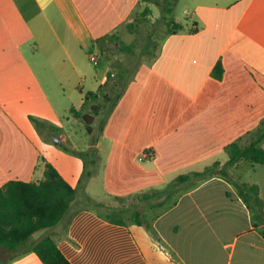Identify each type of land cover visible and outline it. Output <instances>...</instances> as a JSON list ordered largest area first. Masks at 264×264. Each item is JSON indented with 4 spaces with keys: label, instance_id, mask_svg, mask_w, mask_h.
<instances>
[{
    "label": "crops",
    "instance_id": "1",
    "mask_svg": "<svg viewBox=\"0 0 264 264\" xmlns=\"http://www.w3.org/2000/svg\"><path fill=\"white\" fill-rule=\"evenodd\" d=\"M147 7L159 8L143 0H0V188L38 183L50 163L77 189L71 217L34 239L51 236L72 264H264V222L223 176L137 200L142 225L131 213L113 224L84 205L87 196L116 208L117 197L152 194L223 165L225 147L264 118V0H190L191 25L173 19L180 28L141 62L99 136L95 119L94 136L82 141L72 111L110 70L98 40L119 34L130 43L136 33L127 25ZM219 61L221 80L212 75ZM64 147L96 149L91 177L80 183L84 162ZM229 172L264 199V165L241 161ZM0 264L43 263L34 252L0 247Z\"/></svg>",
    "mask_w": 264,
    "mask_h": 264
},
{
    "label": "trees",
    "instance_id": "2",
    "mask_svg": "<svg viewBox=\"0 0 264 264\" xmlns=\"http://www.w3.org/2000/svg\"><path fill=\"white\" fill-rule=\"evenodd\" d=\"M154 3L161 8L166 20L167 31L164 36L176 32L180 25L173 19L168 18L174 11L175 3L178 0H143ZM151 9L147 7L137 23L127 25L131 33L139 34L132 43H126L119 34L107 35L98 40L100 52L110 63V70L106 82L96 92H88L84 97V104L80 111H72L74 118L79 119L86 126L88 134L93 132L95 119L101 115L103 105L98 103L102 97L105 103L110 104L109 112L105 120L110 116L118 102L126 92L129 84L135 79L137 70L141 64L131 68L132 64L140 55L150 60L155 56L158 42L153 37V32H140L141 24L148 20ZM164 38V37H163ZM162 39V38H161ZM212 75L221 80L224 75V68L219 61ZM90 112H85L87 107ZM36 126L41 128L43 123L31 118ZM105 122V121H104ZM102 129V127H101ZM264 141V118L259 125L244 137L227 145L225 154L228 157L226 163L221 165L215 162L203 172H192L181 175L169 183L164 189L156 190L152 194H139L127 198L117 197L116 208H108L110 214L105 218L116 225H123V218L131 213L134 221L142 225V215L137 211V200L145 202L152 197H169L175 187L190 180L202 181L214 176H223L231 180L236 191L253 213L258 222H264V199L261 197L257 185H249L236 181L229 170L241 161H248L253 164L264 165V149L261 143ZM80 157L84 162L83 180L92 176L91 166H95L98 155L95 148L88 151H73L64 147ZM78 191L72 187L50 163L45 164L43 179L38 183H26L11 181L0 188V247L18 252V255L28 251L34 252L43 264H72L59 249L56 241L49 235L38 241H33L36 233L49 230L70 216L72 204L77 200ZM95 207H106L103 204L94 203L89 197L84 199ZM71 217V216H70ZM70 223V220H69Z\"/></svg>",
    "mask_w": 264,
    "mask_h": 264
},
{
    "label": "rangeland",
    "instance_id": "3",
    "mask_svg": "<svg viewBox=\"0 0 264 264\" xmlns=\"http://www.w3.org/2000/svg\"><path fill=\"white\" fill-rule=\"evenodd\" d=\"M189 2L190 0H178L175 3L174 6V11L171 15H168L167 17L170 19H174L176 22L178 23H182L183 25H191L192 23V19L190 17V15H186V13H184V11L189 8ZM240 5L236 6V10L239 9ZM156 14H152L150 19L143 22L141 24V28H140V32L144 33V32H153V37L154 39L158 42V44L160 43L161 38L164 37L166 31H167V26H166V20L164 19L165 14H163V12L161 11V8H157ZM224 26H227V23L224 24ZM224 27V28H225ZM139 34H135L134 37L132 36L129 40L127 39V42L132 43L136 37H138ZM220 36L219 39L216 41L217 45H219L220 43ZM138 55H140L138 58H136V60L134 61V63L132 64V66H130L131 68H133L134 66H136L138 63L142 62L145 59H149L148 57H142L140 54V49L137 50ZM102 63V62H101ZM91 70L94 69V66L91 65L90 66ZM98 103H101L104 107L102 109L101 115L99 117L96 118V122H95V127H96V135L99 136L100 134V128L102 123L104 122L109 109H110V104L109 103H105L104 100L102 99V97L98 100ZM90 112V107L88 106L85 109V112ZM75 130L78 132L79 137L82 139V141L84 142H89L92 137L94 135H89L87 130H86V126L84 125V123H82L79 120H73L72 121ZM95 135V136H96ZM56 139H58L57 136H52V140L54 142H56ZM84 205L86 206H91L93 209H95L98 212H102V214H110V211H108L106 208L102 209L101 207H95L93 204H89V203H84ZM119 206V205H118ZM147 223H149L148 220H146ZM46 233V230L40 231L38 233L35 234L33 241H35L34 239H38L41 238L44 234Z\"/></svg>",
    "mask_w": 264,
    "mask_h": 264
},
{
    "label": "built area",
    "instance_id": "4",
    "mask_svg": "<svg viewBox=\"0 0 264 264\" xmlns=\"http://www.w3.org/2000/svg\"><path fill=\"white\" fill-rule=\"evenodd\" d=\"M91 60H92L94 63H97V59H96V57L93 56V57L91 58Z\"/></svg>",
    "mask_w": 264,
    "mask_h": 264
},
{
    "label": "water",
    "instance_id": "5",
    "mask_svg": "<svg viewBox=\"0 0 264 264\" xmlns=\"http://www.w3.org/2000/svg\"><path fill=\"white\" fill-rule=\"evenodd\" d=\"M59 142V140L58 139H56V143H58Z\"/></svg>",
    "mask_w": 264,
    "mask_h": 264
}]
</instances>
